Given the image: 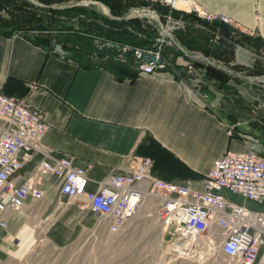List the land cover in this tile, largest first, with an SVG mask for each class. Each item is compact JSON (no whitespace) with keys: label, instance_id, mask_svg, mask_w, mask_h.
Instances as JSON below:
<instances>
[{"label":"crops","instance_id":"0c3cea01","mask_svg":"<svg viewBox=\"0 0 264 264\" xmlns=\"http://www.w3.org/2000/svg\"><path fill=\"white\" fill-rule=\"evenodd\" d=\"M69 1L52 5L67 7ZM193 1L231 18L235 27L228 26L264 44V0ZM183 21L187 26L188 21ZM192 25L201 30L199 24ZM174 31L171 36L177 41ZM188 53L180 50L175 63L192 59ZM251 53L249 46L236 44L230 62L249 64ZM213 62L231 76L226 86L178 65L154 72L136 69L132 79H119L103 66H77L25 35L0 33V91L42 113L47 129L41 142L51 156H70L73 165L90 164L85 184L89 191L106 174L127 173L133 155L151 159L153 176L201 189L203 175L224 152H261L264 86L258 81L262 79L248 80L241 70ZM39 157L34 151L22 161L16 184ZM57 180L52 173L43 174L38 183L42 198H25L18 208L4 212L0 264H147V244H72L94 225L97 215L79 206L83 196L67 201ZM220 192L248 208H264L225 188ZM37 238L48 244H33Z\"/></svg>","mask_w":264,"mask_h":264},{"label":"built area","instance_id":"2783aa9c","mask_svg":"<svg viewBox=\"0 0 264 264\" xmlns=\"http://www.w3.org/2000/svg\"><path fill=\"white\" fill-rule=\"evenodd\" d=\"M85 1L75 0L69 6L94 5ZM135 1L141 6L130 7L128 10L135 9V14L125 16L156 14L159 26L153 17L148 16L157 30L153 38L155 45L119 43L109 39L101 44L110 48V56L118 61H126L129 56L139 72H154L166 66L162 56L163 46L174 45L166 34L185 27L181 15L174 17L172 10L192 14L200 22H217L235 27L231 18L209 12L193 0ZM154 5L166 8V11L158 13ZM95 11L103 15L102 9ZM79 17L85 20L82 15ZM81 33L91 39H102L94 32ZM217 40L218 34L214 31L210 41ZM192 60L204 62L200 58L185 60L188 70L193 68ZM46 129L47 124L37 108L24 105L0 91V227L6 224L4 212L18 208L25 198L43 197L39 180L43 174L52 173L58 178L60 193L70 200L83 196L84 200L79 206L96 213L111 231L121 228L139 208L150 204L160 227L170 229L168 252L175 258L192 253L199 242L205 249L213 247L236 264H257L264 258V208H248L225 199L220 192L225 188L264 205L263 152L252 149L224 152L212 161L203 175L201 189L155 177L150 170L151 159L133 155L132 166L127 173L106 174L98 181L97 188L89 191L85 189V184L90 164L73 165L70 156H51L41 142ZM34 151L40 153L39 159L30 173L16 184V171ZM259 246H262L260 253Z\"/></svg>","mask_w":264,"mask_h":264},{"label":"trees","instance_id":"16d2710c","mask_svg":"<svg viewBox=\"0 0 264 264\" xmlns=\"http://www.w3.org/2000/svg\"><path fill=\"white\" fill-rule=\"evenodd\" d=\"M36 1L44 5H52L53 3L57 4L63 0ZM97 1L106 5L109 8L111 15L120 17L129 6H133L135 0ZM154 7L158 13L166 11V8L164 7L156 5H154ZM171 13L173 16L180 14L182 19L188 21V25H191L192 29H197L196 31H198L197 27H194L191 22L189 23V20H193L195 23L199 24L201 28L199 31L206 32L202 38L208 44H212L208 47H200L199 50L203 55L209 57H221L225 61L226 66H229L233 71L241 70L245 75L247 74L244 73V71L253 72L256 75L264 74V68L253 66V68L251 67L252 69H250L238 63L230 62L233 58V47L236 44H248L254 47L255 51H258L262 58L260 62L264 64V56L261 51H259V47L264 49V44L258 39V37L249 36L223 23L200 22L192 14L179 13L174 10H172ZM79 15H82L85 20L80 18ZM189 29L191 30V28ZM19 30H22V33L29 30L39 31L41 33H35L26 37H28L33 43L44 46L50 50L52 49L48 46L49 41H55L61 45L62 50L68 52L67 59L74 62L77 66L83 68L103 66L112 71L119 79L124 76H128L132 79L136 76L138 71L128 65L122 64L118 60H107L103 64H93L87 56L92 48L88 47V41H84L87 39L90 40L91 38L84 36L81 32H94L100 36L104 35L105 38L111 41L119 43L130 42L137 44L150 43L157 35V30L153 25L143 26V24L140 23V20L136 17L125 20H114L108 19L97 13L95 10L83 6L72 5L60 8H42L32 5L27 0H0V33L11 35L12 33H19ZM191 31H186L185 33H181L182 31L180 30L174 31L175 39L186 49L194 46L192 42H196L190 35ZM214 31H217L218 34V40L215 42L210 41V37ZM174 48L177 53L180 54V50L176 47ZM94 51H98L95 53L99 54L101 52L96 49H94ZM53 52L58 53L54 50ZM204 64L205 71L203 74L208 78H211L214 83H217V85L226 86V80L228 79L229 74L225 73L222 69L215 67L213 64L207 62ZM221 72L225 73L223 80H221ZM234 80L236 79L234 78Z\"/></svg>","mask_w":264,"mask_h":264},{"label":"rangeland","instance_id":"374dc122","mask_svg":"<svg viewBox=\"0 0 264 264\" xmlns=\"http://www.w3.org/2000/svg\"><path fill=\"white\" fill-rule=\"evenodd\" d=\"M67 1V0H63ZM62 1L58 2L59 4ZM70 3L75 2V0H70ZM68 2V3H69ZM55 4V3H53ZM93 9L101 11V8L98 6V4L91 5ZM141 6L139 3L134 1L133 7ZM135 9H130L124 11V13L121 16L135 14ZM140 20V23L143 24V26H150L153 25L151 22L152 20L148 17H136ZM194 23L193 20H189V23ZM188 27H184L183 29H180L182 31L181 33H185L186 31H191L190 35L192 38L195 39L196 42H192L194 46L188 47L190 50H199L200 47L210 46L212 43H207L203 40L204 34L206 32L203 31H196L195 29H192L191 25H187ZM191 28V30L189 29ZM194 28V27H193ZM20 35L25 36H31L35 33L39 34L41 32L36 30H29L25 32H21L22 30H19ZM36 31V32H35ZM196 31V32H194ZM18 33V34H19ZM102 39H87L84 41H88V47H91L89 53L87 54L88 58L93 64H103L107 60H116L111 55L112 50L107 47H103L105 44H101L103 41H105L104 35L102 36ZM80 41V39H79ZM117 41V40H116ZM83 42V41H82ZM148 44H154V42H150ZM155 45V44H154ZM196 45V46H195ZM250 47L251 49V55L248 54V61L249 64H240L244 67L252 69L253 66L264 68V64L260 61L262 58L260 57V54L258 51L254 50V47L245 44ZM101 47V48H98ZM175 47V46H174ZM173 47V45L170 46H163V58L166 66H181L186 67L184 63L181 61H177L175 63L176 56L178 55L176 49ZM263 47V46H262ZM100 50L99 53H95ZM94 51V52H93ZM200 51V50H199ZM259 51H264L263 48L259 47ZM263 54V53H262ZM213 59L215 62L226 64L225 61L221 57H209ZM122 64L128 65L133 69H137L132 62L131 58L128 56L126 61H119ZM205 62V61H204ZM203 61H195L192 60L193 68H190V70H199L201 72L205 71V64ZM239 64V63H238ZM252 67V68H251ZM186 69V68H185ZM184 69V70H185ZM182 70V69H181ZM189 70V71H190ZM247 75H256L253 72H246ZM224 72H221V80L224 78ZM263 76H259L262 80H259L258 82L264 86V74ZM231 76L228 77L226 82H229L231 80ZM67 201H72L66 197ZM77 204L78 200L75 201ZM147 214L146 216H144ZM102 220V221H101ZM128 224H125L123 227L119 228L116 231H111L107 228L106 224L103 222V219H98L96 216L94 225L90 228H85L77 237V239L72 244H147V264H236V262L232 259H229L227 256L217 252L213 247L205 249L202 247L200 242L198 243L199 246L195 247L193 249V252L190 254H185L182 257L175 258L168 252V242L170 241V229L169 231L167 229H163L160 227V222L157 220V217L155 214H153V208L150 206V204L143 205L141 208L138 209L136 214L131 217V219L127 222ZM33 244H48L44 238H37ZM262 246H259V253L261 251ZM103 261V258H102ZM261 264V261L259 262Z\"/></svg>","mask_w":264,"mask_h":264},{"label":"water","instance_id":"95a60500","mask_svg":"<svg viewBox=\"0 0 264 264\" xmlns=\"http://www.w3.org/2000/svg\"><path fill=\"white\" fill-rule=\"evenodd\" d=\"M28 2H30L32 5H35V6H39V7H45V8H48V7H51V8H54V6H49V5H44L42 3H39L38 1L36 0H27ZM86 3H89V4H98L100 6V8L102 9V13L104 16H106L108 19H114V20H125V19H128V18H133V17H137V16H131V17H127V16H121V17H117V16H113L111 15L110 11H109V8L104 5L103 3L97 1V0H86L85 1ZM78 5V4H76ZM142 17H148V16H151L153 17L154 21L157 23V25L159 26L160 23H159V19L157 17L156 14H152V13H146V14H143L141 15ZM166 36L171 39L172 41L173 38L171 36L170 33H167ZM174 45L179 48L181 51H183L184 53H188L177 41H174ZM52 50L54 51H57L58 54L62 57V58H67L68 57V52L66 50H61V45L59 43H56L55 41H49V45H48ZM190 57H193V58H200L202 60H204L205 62L207 63H210V64H215L213 62V60L207 58L206 56L202 55L201 53H188ZM152 58V57H151ZM260 75H244V77L248 80H256L259 78ZM261 152L264 153V142L262 144V147H261Z\"/></svg>","mask_w":264,"mask_h":264},{"label":"bare ground","instance_id":"6f19581e","mask_svg":"<svg viewBox=\"0 0 264 264\" xmlns=\"http://www.w3.org/2000/svg\"><path fill=\"white\" fill-rule=\"evenodd\" d=\"M262 260H264V258H263ZM262 260H261V261H262Z\"/></svg>","mask_w":264,"mask_h":264}]
</instances>
